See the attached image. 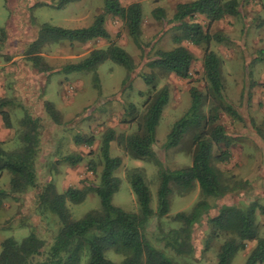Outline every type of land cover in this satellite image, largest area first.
<instances>
[{"label": "rangeland", "instance_id": "1", "mask_svg": "<svg viewBox=\"0 0 264 264\" xmlns=\"http://www.w3.org/2000/svg\"><path fill=\"white\" fill-rule=\"evenodd\" d=\"M118 1L124 7L132 3L141 5V47L135 45L121 20L107 16L105 28L110 35L109 41L61 42L44 46L39 54L48 70L42 72L28 61L26 55L40 25L48 23L67 29L87 27L96 15L103 12L104 0H78L61 10L54 9V0H0V99L10 102L5 110L11 122V128L6 129L0 117L3 149L12 152L22 147L21 120L25 113L38 120L40 126L39 152L35 160L37 187L11 193L10 174L0 173V189L8 192L0 209V244L6 238L20 242L31 232L44 241L46 248L52 243L60 224L54 216L36 212L35 197L49 182L54 184L58 193L69 188L97 186L102 170L99 150L107 130L115 133L109 155L121 159V166L113 173L120 186L112 198V205L125 212L138 213L136 198L127 178L130 171H141L150 191V207L156 213L160 169L174 171L192 164L195 148L191 132L184 135L174 148L164 145L173 124L190 106L189 90L196 88L205 93L206 81L202 72L205 48L182 43L194 56L188 80H181L173 74L163 75L148 66L157 50L169 51L176 47L174 37L179 36V31L172 22V16L178 4L192 0ZM155 9H161L163 15L155 17L152 13ZM194 21L211 34L219 32L229 39L220 44L213 42L209 49L221 61L225 102L236 109L242 119L238 121L225 113L220 114L219 123L234 140L229 149V161L225 164L213 161L212 165L222 172L225 184L233 191L223 199L207 198L206 201L213 208L221 205L240 207L256 202L263 207L256 212V223L259 236L264 238V0L242 4L238 17H226L210 26L204 16L196 15ZM111 42L125 50L133 61L135 69L128 81H124L128 74L125 68L111 61H105L97 68L98 85H95L91 72L65 75L59 71L65 65L81 61L92 50L105 49ZM140 74L155 75L154 86H146ZM164 86L168 88L169 100L156 127V141L152 147L157 165L151 159L132 158L118 140L121 135L137 131L149 102ZM45 102L52 103L58 111L59 125L45 113ZM130 105L134 107L133 115L128 112ZM209 105L206 104V112ZM75 135L92 138V146H76ZM218 152L219 149L214 147L213 155ZM70 154L81 156V163L71 167L60 162ZM170 188L168 215L161 219L154 216L145 230L147 241L166 254L171 252L164 249L161 239L169 230L179 228L174 216L189 213L202 200L196 184L187 192L174 185ZM67 208L71 219L76 221L90 211L100 210V200L89 192L80 204L67 202ZM207 234L205 224L193 227L192 253L181 262L216 264L220 247L229 236L220 235L210 240ZM255 244L254 241L245 242L244 249L237 252L231 264H244ZM105 256L114 263L122 260L111 251Z\"/></svg>", "mask_w": 264, "mask_h": 264}, {"label": "trees", "instance_id": "2", "mask_svg": "<svg viewBox=\"0 0 264 264\" xmlns=\"http://www.w3.org/2000/svg\"><path fill=\"white\" fill-rule=\"evenodd\" d=\"M77 1L54 0L53 7L61 10ZM253 1L255 0H192L178 4L172 16V22L179 31V36L174 37L176 47L169 51L157 50L148 63L151 69H156L163 75L173 74L181 80H188L194 56L182 43L189 42L193 46L205 48L202 55L205 93L196 88L189 90L190 106L173 124L164 145L166 148H174L184 135L191 132L192 145L195 148L192 164L186 169L174 171L160 169L156 213L150 207V191L138 169L127 174L136 198L138 213H128L112 205V198L120 186L119 179L114 177L113 173L121 166V159L109 155L110 143L115 140V133L113 130H107L99 150L102 170L97 186L88 189L69 188L63 193H58L54 184L49 182L35 197L36 212L40 215H52L60 224L52 243L46 248L44 241L33 232L20 242L6 238L0 244V264H187L181 260L185 261L191 255V232L193 227L199 224L207 226V239L211 240L220 235L229 236L220 247L216 264H231L237 252L244 249L245 242L253 241L256 243L255 247L244 264H264V238L259 236L256 223V212L263 207L251 202L240 207L221 205L213 208L206 201L207 198L223 199L233 191L225 184L222 172L212 165L213 161L220 164L229 161V149L234 140L219 123L220 114L225 113L238 121L242 119L236 109L225 102L221 61L216 53L209 49L211 43L220 44L228 42L229 39L219 32L211 34L194 21L196 15L204 16L210 26L226 17H238L241 5ZM152 13L155 17L163 15L161 9H155ZM107 16L121 20L135 45L141 47V5L132 3L124 7L118 0H104L103 12L96 15L87 27L67 29L48 23L40 25L36 37L27 47L28 61L45 72L48 67L39 54L44 46L61 42L84 44L94 40L109 41L110 35L105 28ZM105 61L125 68L128 73L125 82L130 79L135 69L125 50L111 42L105 49L92 50L81 61L65 65L59 71L65 75L91 72L95 85H98L96 71ZM139 77L146 86H154L155 75L140 74ZM168 100L169 91L167 86H164L152 101H148V107L138 123L137 131L119 137L118 143L132 158L151 159L159 165L152 147L156 141V127ZM206 104H210L207 112ZM9 105L8 100L0 99V117L6 129L11 128L9 114L5 110ZM44 110L54 124H60V115L52 103L45 102ZM128 112L133 115L134 107L130 105ZM21 126L22 147L19 150L8 152L0 143V173L10 174L11 193L26 192L37 187L35 160L40 145L39 121L25 113ZM73 140L76 146L91 147L93 144L92 138L80 135H75ZM214 147L219 149L215 156ZM81 161L82 157L75 154L60 160L71 167ZM195 184L202 200L197 202L189 213L176 214L173 219L180 224L179 228L169 230L161 239L164 249L169 250L171 254L157 250L145 237L149 221L154 216L161 219L168 215L171 185L187 192ZM89 192L99 198L100 210L90 211L81 219L72 220L67 202L80 204ZM7 196L8 192L0 189V209ZM109 251L121 256L122 260L114 263L107 259L105 254Z\"/></svg>", "mask_w": 264, "mask_h": 264}]
</instances>
